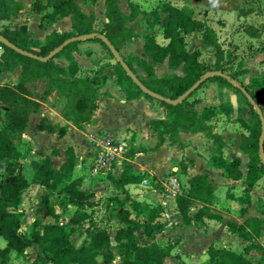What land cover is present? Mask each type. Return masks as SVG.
Instances as JSON below:
<instances>
[{
  "label": "trees",
  "instance_id": "obj_1",
  "mask_svg": "<svg viewBox=\"0 0 264 264\" xmlns=\"http://www.w3.org/2000/svg\"><path fill=\"white\" fill-rule=\"evenodd\" d=\"M80 1L93 3L97 0ZM126 1L130 8L128 15L123 14L119 9V0H104L106 22H101V29H95L97 18L93 14L85 15L76 4V0H61L57 5L49 3L43 5L37 0L32 3L31 10L40 15V27L45 22L50 23L59 18L70 16L72 33L51 32L45 37L44 43L38 47V50L31 49V36L26 26H18L12 30L3 28L0 30V36L25 52L45 57L69 38L85 34L104 35L119 53L120 47L124 45V38L131 40L135 37L134 31L126 24L140 15L142 17L145 15L138 5L131 0ZM244 1L246 4L255 2L254 0ZM20 10H22L20 3L14 0H0V22L15 17ZM249 13L247 11L246 14ZM163 14L165 17L161 22V29L162 37L167 41L166 44L160 45L155 42L152 35L146 34L143 36L142 46L145 60L127 59L120 56L135 75L134 64L142 70L145 79L137 77L148 90L166 99L175 100L205 74L200 69L197 60L198 54L187 51L183 35L203 31V44L216 49L215 68L212 71L224 73V66L231 64L232 59L223 62V53L217 44L214 31L207 27L203 21L195 19L187 9L170 8L163 10ZM249 29L252 31L250 33L252 35L254 29L252 27L245 28V30ZM257 34L254 35L257 36ZM88 41L100 44L113 57L109 49L97 37ZM79 43L73 42L66 45L47 62L22 56L0 43V76L13 71L18 66L22 69L17 83L0 85V103L2 105L0 163L5 165L4 175L0 179V239L5 243L4 247L0 248V264H8L11 254L25 257L27 250L34 247L37 248L38 253L32 264H113L117 258L114 249L119 251L118 264H167V261L171 260L172 264H185L180 261L178 255H172L178 241L169 242L165 246H160L155 242L138 243L136 232L141 231L149 239L158 234L165 224L158 221L162 213L161 206L139 202L131 199L130 196H126L129 202L128 209L117 213L119 226L116 229L110 232L104 228H98L95 224L91 230L85 232L86 235L80 244L74 245L72 237L79 229L76 228L72 219L66 224H60V216L49 201V195L54 193L65 194L64 202L78 206L90 198V195L78 191L71 185V175L76 165L72 148L66 149L64 160L58 168L52 160V157L58 156L57 151H53L50 155L36 152L35 154L40 159L35 164L31 182L23 174L21 160L24 157L20 151V137L26 128L30 114L36 113L41 106L40 102L34 99L26 89L27 82L38 78L47 79L48 86L43 95L47 97L56 91L57 97L64 99L61 118L71 123L79 131H82L84 126L91 122L93 113L97 109L99 90L107 78L101 74V69L82 70L80 74L72 71V67L76 64L72 53L77 51ZM59 58H64L68 62V66L61 67L56 64L55 62ZM163 62H167L170 69L181 67L182 76L157 77L153 72L154 64ZM112 68L115 73L122 75L121 85L126 92L131 93L132 90H135L136 94L153 100L141 92L117 62ZM228 77L230 80H236L233 76ZM208 80L229 84L221 77H211ZM241 89H244L256 104L264 102V90L253 93L246 86L235 87L236 92L243 97L245 96ZM193 93L175 106L158 101L161 106L166 108L167 112L164 121L150 123L158 132L157 143L153 150L162 146L166 135L170 138V145L177 143L178 129L190 133L208 130V137H212L214 140L219 139L217 134L204 125L201 115L189 108L188 100ZM247 104L251 116L260 123L253 106L249 102ZM68 128V125L52 124L46 118H42L36 126L37 131L56 134L60 138L67 133ZM258 133L260 134V124ZM179 146L181 145L179 144ZM135 153L136 151L132 148L127 151L126 161L123 162V171L119 177H113L111 174L105 176L118 188H123L132 180L131 166L127 163V159ZM243 153L248 157L244 182L255 183L264 175V165L259 157L258 144H251L243 150ZM239 165V159H233L229 164V167H232L235 172L234 175L231 174L234 180L241 177L238 170ZM33 184L46 190L45 194H41L36 209V214H42V217L35 218L29 226V231L22 234L19 230L24 213L20 210V205L24 194ZM213 196L214 185L208 180L207 175L192 176L187 193L175 197L176 214L181 217L184 225L189 226L192 219L188 215V207L194 200H197L202 204L199 213L210 220L213 218L210 212ZM45 218L52 219V222H45ZM227 227L247 244L243 246L240 253L228 249H218L212 244L206 249L207 261L205 264H264V245L258 241L264 237V218L249 217L241 224L228 222Z\"/></svg>",
  "mask_w": 264,
  "mask_h": 264
},
{
  "label": "rangeland",
  "instance_id": "obj_2",
  "mask_svg": "<svg viewBox=\"0 0 264 264\" xmlns=\"http://www.w3.org/2000/svg\"><path fill=\"white\" fill-rule=\"evenodd\" d=\"M254 1V3L246 4L244 0H132L134 4L138 5V7L144 11L145 15L143 17L140 15L135 20L126 24L127 27L134 31L135 37L131 40L124 38V45L120 47L119 55L127 59L138 58L145 60L146 57L142 50L143 36L150 34L156 43L160 45L166 44L167 41L163 39L161 29V22L165 17L163 10L170 8H184L187 9L195 19L203 21L207 27H210L214 31L217 44L223 53V62L232 59L231 64L224 66V74L236 78V80L233 81L238 86H246L251 92L258 93L259 91L264 90V0ZM77 2L80 3L79 8L81 11L88 15L93 14L97 17L94 27L95 29H101V22L105 20V15L103 14L101 6L97 4V1L92 3L77 0ZM119 9L125 15L130 13V8L126 0H119ZM247 11L250 13L246 14ZM31 13L38 14L29 8L22 19L27 20ZM39 17L40 16L37 15L38 19ZM9 27L15 28L18 26L13 23H0V30ZM247 27H252L255 32L253 33H258L257 36L253 33L251 35L250 33L252 31H250V29L245 30ZM183 38L186 43L187 51L189 53L196 52L198 54L197 60L201 71L206 74L214 70L216 49L212 46H205L203 44V31L183 35ZM97 47L98 49L100 48L99 53H101L100 50L103 51V55L101 56L96 53L98 49L97 51L94 50L96 53L94 59H97V64L94 66V70L101 69V74L107 79H110L114 71L110 64L114 65L116 61L100 44L99 46L97 45ZM36 50H38V47ZM92 52L93 50L91 51V54ZM133 68L137 76L144 80L145 74L142 70L138 69L135 64L133 65ZM153 72H156L157 76L164 75L162 77H171L172 75L182 76L181 67L170 69L166 62H163L161 65L159 64V66H154ZM120 79H122V75L117 80L115 79L114 82L120 83ZM208 79H206L202 86L195 90L193 95L189 98V108L197 111L199 115H201L204 125L209 127V129L219 137L218 140L208 137V130H205V132L202 133L203 154L208 159L214 157L222 162L225 161L226 158H229V155L238 154L240 156L245 148L249 147L251 144L259 143L260 134L258 133V127L260 124L261 131V122L259 123L253 116H251L247 104V98L243 97L240 93H237L233 84L209 81ZM153 101L158 100L153 99ZM55 102V105H62L61 101L59 102L56 100ZM256 105L258 111L255 112L264 118V102ZM1 113L0 110V114ZM218 133H225L227 136V141L231 148L229 154H221L217 152L216 149L222 148L223 144V138H221ZM117 140L120 142L122 141L121 138H118ZM41 142L46 144L44 140H41ZM24 151L28 154L29 149ZM126 153L123 155V160L118 163L120 164V169L118 168V170L122 171L123 169L122 164L125 161ZM245 157L247 163L248 157ZM229 159L231 160H229L224 168L221 164L215 165L214 168L216 170H222L228 166L230 170H233L232 167H229L230 161H232L233 158ZM260 159L262 161V157H260ZM212 160L213 159H210L209 165ZM59 164H56L57 167ZM192 168L195 169L194 165H192ZM239 168L246 173V165L243 164ZM28 169L24 168V173L29 180L31 175ZM3 174V170H0V179L3 177ZM91 177L93 180H91V183L88 185L89 189L92 190L95 187L101 186V184H96V182L103 180L104 176L99 175ZM187 177H190V175L188 174ZM167 178L168 176L164 179ZM238 182L240 184L238 185L239 188L236 193L237 200L235 202L237 203H231V209L228 210L231 215L230 217L236 222L241 223L244 212L251 209L249 214L264 218V175H262L255 183L250 182L249 184V182H241V180ZM138 184L139 186L135 185L134 188L142 190L141 183ZM179 187L182 190L183 186L180 182ZM162 188L159 184L157 185V183L151 185L150 189H143L145 191L144 193H146L144 194V197H146L153 206H157L159 202L155 200V195L162 194ZM45 191L46 190L40 189L38 186H32L24 194L23 205L26 208L27 215L21 224L20 230L22 234L29 231V226L35 218L42 217V214L38 215L35 212L40 196L41 194H45ZM85 192L88 193L87 190ZM229 195L232 196V194ZM111 199H114L117 202L120 201L119 197L111 192L105 198H101L97 203L87 202V204H84L86 202H81L86 206L82 207L81 210H78L76 207L66 208L65 206L63 208L64 201L59 193L49 195L50 203L55 206L54 209L60 216L59 223L61 222L64 224L72 219L76 228L79 229V231L72 237L74 245H79L86 235L85 232L95 224L99 228H104L110 232L119 226L117 217L118 209L122 207L123 210L127 209L128 201L127 199L122 200V204L117 205L118 208L114 210L112 209L111 213L108 214V212H105L104 208L106 207L107 202L111 201ZM44 221L52 222V219L45 218ZM194 221L195 223L190 226V229L181 227L179 230L180 232L176 231L177 233L175 234L174 232L169 234L167 232L168 229L166 230L163 228L158 234L154 235L152 239L147 240V242L140 238L139 235L141 231L136 232L135 235L140 244L151 243V241H153L160 246H165L169 242L172 243L178 241L173 252L179 254L185 264H205L207 261L205 249L212 242L218 249H228L237 253L241 252L243 246L247 244V242L239 239L236 235L229 233L225 224L214 221L211 224L212 227H216L214 234L211 231V233L207 235L206 231L203 232L202 230H199L198 226H200L202 221L199 218L194 219ZM193 235L196 236V238L194 241H191L190 239ZM179 237H182L184 240L182 245L180 244V240H178ZM212 237L215 239L214 241L211 240ZM258 241L261 245H264V237ZM4 245V241L0 239V248H3ZM113 247L115 248L114 244ZM114 252L116 257H118L119 251L114 249ZM37 253V248L34 247L27 250L25 257H17L16 255L11 254L8 264H32ZM181 253H185V256L181 255ZM117 263L118 260L116 259L113 264ZM172 263V260L170 262L167 261V264Z\"/></svg>",
  "mask_w": 264,
  "mask_h": 264
},
{
  "label": "crops",
  "instance_id": "obj_3",
  "mask_svg": "<svg viewBox=\"0 0 264 264\" xmlns=\"http://www.w3.org/2000/svg\"><path fill=\"white\" fill-rule=\"evenodd\" d=\"M14 1L21 4L22 10H20L15 17H12L9 20L2 21L0 23H13L16 24V26H26L27 31L31 36V49L36 50L37 47L42 45L44 43L45 37L51 32L72 33L70 16L59 18L50 23L45 22L43 23V26L40 27V17L39 19L37 18V15L39 14L36 15L31 13L29 14L27 20L22 19L27 10L31 8L32 3L37 0ZM38 1H40L43 5L46 3L57 5L61 0ZM76 4L80 6V3L77 2V0ZM97 4L101 6L104 14V0H97ZM84 14L88 16V14ZM103 21L106 22V19ZM10 29L12 30L14 28ZM97 45L99 46L98 43L89 41H82L77 45V51L72 53V56L76 61V64L72 67V71L80 74L82 70H94V66L97 64V59H94L95 54L97 53L101 56L103 55V51L100 50L101 53H99L100 48L98 49ZM92 50L93 52L91 54ZM94 50L97 52L95 53ZM55 63L61 67L68 66V62L64 58L57 59ZM110 66L112 67L113 64H110ZM154 66H159V64H154ZM112 70H114V68H112ZM21 74L22 69L20 66L16 67L11 72L2 74L0 76V85H13L17 83ZM156 74L157 73L155 72V75ZM162 76L164 75H158L157 77L160 78ZM118 78H120V75L113 71L111 78L106 79L103 82V86L99 90L100 97L97 102V109L93 113L91 122L85 125L82 131L77 130L71 125V123H68L61 118L60 114L62 106L64 104V99L58 98L56 95V91H53L47 97L43 95L45 89L48 86L47 79L38 78L25 84L26 89L32 94V97L34 99H37L41 104L39 110L36 113L30 114L26 128L20 137V151L24 157L23 160H21L23 164V174L25 176L24 168H29L28 170L31 175L29 180L27 178L26 179L31 182L35 164L40 159L39 156H35L36 152H41L44 155H50L53 151H57L58 156L52 157V160L54 161L56 168H58L64 160L66 149L72 148L76 158V165L71 175V185L78 191L84 193H86L85 191L87 190L88 193L86 194L90 195V198L84 200V202H86L84 204H87V202L97 203L101 200V198H105L111 192L115 196H118L120 201L117 202L116 200L111 199V201L107 202L104 210L105 212H108V214L111 213L112 209L114 210L118 208L117 205L122 204L121 202L122 200L126 199V196H130L131 199H134L136 201L145 202L152 205L151 202L148 201L146 197H144V194H146L144 193V190L150 189L151 185H155L156 183L157 185L159 184L161 186V183L166 180L164 179L166 176L170 177V175H175L183 186L182 190L179 187V190L176 193H172L165 188H162L163 186H161V190L163 193L155 195V200H157L159 202L158 205L162 207V213L158 221L165 224L163 228L166 230L168 229L167 232L169 234H171L172 232H174L175 234L177 233L176 231L180 232L179 230L181 229V227L190 229V226L195 223L194 219L196 218H199L202 221L200 223V226H198L199 230H202L203 232L206 231L208 235L211 233V231L214 234L216 227H212L211 225L214 221H218L227 226L228 222L241 224L245 219L249 217H257L253 214H249L251 212V209H248V211H246L248 213L244 212V216L242 217L243 220L240 223L233 220L230 217V212L228 211L229 209H231V203H237L235 202L237 200L236 193L237 189L239 188L238 185L240 184L238 181L241 180V182H244L246 173H244L242 169L238 168L239 172L241 173V177L238 180H234L231 176L234 175L235 172L234 170H230L228 166L222 170H216L214 168V166L217 164H221L224 168L229 160H231L229 158L239 159V167L243 164L246 165L247 159H245L246 155L243 153V151L241 152L242 154H240V156L238 154L229 155L230 157L226 158V160L222 162L218 161L214 157L210 158L213 159L212 162H210L212 164L211 166V164L209 165L210 159L206 158L202 151L203 143L201 138L203 132L190 133L181 129H178L176 133L178 139L177 143L170 145V138L168 135H166L164 136V143L162 144V146H160L156 150H153L157 143L156 136L158 132L154 130L150 123L152 121H164L166 119L164 107L161 106L158 101L148 100L143 95L136 94L135 90H132L131 93L126 92L121 85L122 79H120V83L114 82V80H117ZM56 100H58L59 102L61 101L62 105H55ZM0 110L2 112L1 103ZM1 117L2 113L0 114V119ZM42 118H46L52 124H58L60 126L68 125L69 128L67 133L60 138L56 134L37 131L36 126L39 124ZM95 133L110 134L117 139L121 138L122 143L125 144L127 151L130 148L136 151V153L131 158L127 159V163L131 166L130 173L132 180L123 188H118L113 182L104 177L103 180L96 182V184H101V186L95 187L92 190L89 189L88 185L89 183H91V180H93V178L89 175V168L86 160L90 152L92 151L90 136ZM218 134L221 138H223L222 143L224 145L222 144V148H217V152L221 154H229V152H231V148L227 141V136L225 135V133ZM41 140H44L46 144L42 143ZM179 144L181 146H179ZM26 149H29L28 154L26 153V151H24ZM57 162H59L60 164ZM56 164H59V166L57 167ZM191 164L194 165V168L197 171L198 175H207L208 180L214 185V196L210 205V212L212 213L213 218L210 220L204 218L199 213V210L202 208V204H200L197 200H194V202H192L188 207V215L192 219V221L189 226H186L182 223L181 217L176 214L175 197L176 195L180 194L185 195L188 191L189 181L191 177L194 176L192 173V170L194 169L192 168ZM4 166V164L0 163V170H3V172ZM118 168L120 169V164L116 165L115 170L113 171V174H111V176L119 177L123 169L121 171L118 170ZM187 173L190 175V177H187ZM138 183H141L142 190L134 188L135 185L139 186ZM32 186L36 185L33 184ZM39 188L45 190L42 187ZM229 194H232V196ZM60 197L62 199L66 198L65 194L63 193L60 194ZM23 202L24 200L20 205V210L24 213L23 219H25L27 211L25 206L23 205ZM127 203L129 204V202ZM84 204L78 206L75 204L64 202L63 208L65 206L66 208L76 207L78 210H81L82 207L86 206ZM118 210L119 213L121 210H123V207L119 208ZM66 223H68V221L64 224ZM60 224L63 223L60 222ZM227 229L229 230V233L234 234L228 227ZM89 230H91V228ZM139 236L146 242L147 240L153 238L152 237L147 239L142 232ZM195 238L196 236L193 235L190 240L194 241ZM178 240H180L181 245L184 243L182 237H179ZM211 240L214 241L215 239L212 237ZM152 242L153 241H151V243ZM212 244L214 243L212 242L210 245ZM172 255L179 256V254L174 252H172ZM181 255L185 256V253H181ZM116 259L119 262L118 257ZM181 261L184 262L183 259H181Z\"/></svg>",
  "mask_w": 264,
  "mask_h": 264
},
{
  "label": "water",
  "instance_id": "obj_4",
  "mask_svg": "<svg viewBox=\"0 0 264 264\" xmlns=\"http://www.w3.org/2000/svg\"><path fill=\"white\" fill-rule=\"evenodd\" d=\"M95 37H97L98 39H100L104 43V45L109 49L111 55L114 57L115 61L122 67V69L126 73V75L141 90V92L148 95L149 97H151L155 100L163 101V102L170 104V105H173V106L178 105L184 99L189 97V95H191L192 92L197 90L198 87L206 79L211 78V77H221V78L227 80L229 83L233 84L235 87H239L233 80H230V78L226 74H224L223 72L211 71V72L204 74L198 81H196L187 91H185L177 99H175V100L166 99L162 96H159V95L151 92L141 83V81L138 79V77L124 63V61L122 60L119 53L114 49V47L111 45L110 41L104 35L85 34V35L69 38L66 41H64L60 46L56 47L51 52H49V54L45 57H40V56L34 55L32 53L25 52V51L17 48L16 46H14L8 40L4 39L2 36H0V43H2L4 46L14 50L15 52H17L18 54H20L22 56H25V57H28L31 59H35V60L40 61V62H47L50 59H52L56 54H58L61 51V49H63L66 45L73 43V42H82V41L92 40ZM241 92L247 98L248 102L253 106V109L257 112L258 107H257L256 103L250 98V96L248 95V93L245 90L241 89ZM164 112L166 113V108H164ZM258 116H259V119L261 122V131H260V137H259V143H258V151H259L260 157H262V164L264 165V118L260 114H258ZM192 173L194 176L198 175V173L195 169L192 170ZM19 232H21V230H19Z\"/></svg>",
  "mask_w": 264,
  "mask_h": 264
},
{
  "label": "built area",
  "instance_id": "obj_5",
  "mask_svg": "<svg viewBox=\"0 0 264 264\" xmlns=\"http://www.w3.org/2000/svg\"><path fill=\"white\" fill-rule=\"evenodd\" d=\"M92 151L86 163L91 176H107L115 170L116 164L123 160L127 149L122 141L110 134L95 133L90 136ZM161 186L169 192L176 193L179 190V182L176 176H170L161 183Z\"/></svg>",
  "mask_w": 264,
  "mask_h": 264
}]
</instances>
